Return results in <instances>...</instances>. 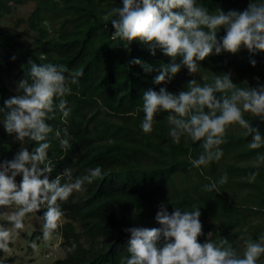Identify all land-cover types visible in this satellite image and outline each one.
<instances>
[{"label":"trees","instance_id":"trees-1","mask_svg":"<svg viewBox=\"0 0 264 264\" xmlns=\"http://www.w3.org/2000/svg\"><path fill=\"white\" fill-rule=\"evenodd\" d=\"M28 2H33V9L25 18L14 23L7 21L14 7ZM198 3L210 12H226L243 10L249 0ZM114 6H120V0H0V107L5 99L19 94L17 84L27 77L29 61L82 70L79 84L71 85L72 93L66 97L71 108L67 123L59 113L47 121L53 128L48 155L54 162L48 175L51 180L68 168L76 177L97 165L105 173L103 179L85 184V191H75L60 202L63 222L55 233L62 239L65 256L55 264H119L120 257L128 255L129 234L124 229L140 223L143 227H159L154 216L161 203L169 213L174 206L184 210L198 207L208 219L201 222L198 242L226 238L242 254L245 239L256 240L264 235V224L256 221H264V165L233 164L227 168L231 175L243 178L237 187L250 192V202L238 198L236 187L233 189L228 183L219 185L218 193L204 191V184L219 178L215 164L210 162L199 169L191 165L189 157L195 158L201 151L199 141L193 143L182 137L179 144H174L168 136L166 112L154 115L152 132H142V95L149 88L158 91L160 87L178 93L186 89L191 79L211 83L214 74L224 72H231L234 84L245 86L246 82L254 87L264 83V51L250 52L241 46L236 53L209 54L199 62V72L189 74L182 66L170 81L154 84L160 65L169 63L170 58L159 49L155 55L150 54L147 45L137 39L125 44L114 38L110 20L104 19ZM21 23L26 30L19 32ZM30 32L32 35L28 36ZM223 34L221 28L217 37ZM134 58L142 64L130 63ZM250 60H255V65ZM143 65L153 70L146 72ZM257 69L262 71L255 73ZM256 74H260L259 80ZM244 117L264 134V121L249 113ZM237 127L226 130L225 142L220 145L223 154L232 153L238 160L256 159V153L264 152V146L249 149L251 136H244L243 129L234 132ZM64 128L71 137L68 150H63L54 138V132ZM21 146L15 134L6 133L0 124V161L12 159ZM33 146L34 142L24 145L29 150ZM191 171L196 172L199 181L191 182L195 189L189 193L180 190L179 183ZM252 172L256 176L250 180ZM61 182H65L63 178ZM212 217L219 223L209 222ZM209 232L211 237L207 238ZM73 243L76 248L69 251ZM5 261L12 263L11 258ZM257 264H264V255Z\"/></svg>","mask_w":264,"mask_h":264},{"label":"clouds","instance_id":"clouds-1","mask_svg":"<svg viewBox=\"0 0 264 264\" xmlns=\"http://www.w3.org/2000/svg\"><path fill=\"white\" fill-rule=\"evenodd\" d=\"M114 29L112 35L128 44L134 39L147 45L150 54L159 49L170 58L161 64L153 77L154 84L172 79L180 68L189 74L199 72L200 61L209 54L222 51L236 53L241 46L250 52L264 51V0H249L241 11L216 9L209 11L198 0H120V6L111 7L104 15ZM224 34L217 37L220 29ZM179 57V62H176ZM255 65V60H250ZM130 63L142 64L138 58ZM27 77L17 84L19 94L4 100L0 107V124L8 134L22 145L10 160L0 161V216L9 206L15 210L6 215L13 230L24 228L26 214L40 215L42 234L46 238L58 229L63 212L61 203L76 192L85 191V184L103 179L105 173L99 165L87 168L84 174L73 177L65 168L53 179L49 173L54 162L48 155L49 133L47 123L59 113L67 123L71 108L66 97L72 93L71 85H78L82 70L70 71L63 64L29 61ZM144 71L153 69L143 65ZM65 73H68L66 76ZM231 72L214 74L211 83L187 82L185 90L173 93L160 87L158 91L147 89L142 95L143 118L139 127L150 133L155 123L154 115L167 113L168 136L174 144L181 138L199 141L201 151L195 158L189 157L193 167L199 169L210 162L219 161L223 155L220 147L225 141L226 130L238 125L244 136H251L249 149L264 146V134L253 127L244 114L264 121V83L254 87L238 86L232 82ZM219 94V95H217ZM61 132L63 135H61ZM54 138L63 150L71 148L67 128L56 130ZM29 150L25 144L33 143ZM256 164L264 162V152L256 153ZM19 175L21 179L16 181ZM255 172L249 174L254 179ZM62 178L64 183L61 182ZM227 172L215 181L204 184L206 192H219V185L227 183ZM200 209L184 210L173 207L171 213L164 203L158 206L154 220L159 227H128L127 256H121L119 264H257L264 255V235L258 239L243 241L242 254H238L226 238L218 242H198L202 233ZM19 235V231L15 232ZM13 232L0 224V251H9ZM73 243L69 251H74ZM0 264H6L0 258Z\"/></svg>","mask_w":264,"mask_h":264},{"label":"rangeland","instance_id":"rangeland-1","mask_svg":"<svg viewBox=\"0 0 264 264\" xmlns=\"http://www.w3.org/2000/svg\"><path fill=\"white\" fill-rule=\"evenodd\" d=\"M33 9V2H28L26 4L17 5L13 8L12 14L6 17L9 22H16L20 19L25 18L28 13ZM26 30V25L21 23L19 25L18 31L21 32ZM31 36L30 32L27 34ZM262 71L261 69H257L255 73ZM260 74H256L255 77L259 80ZM259 76V77H258ZM254 77V78H255ZM234 132L240 133L241 128L237 127L233 129ZM201 150V149H200ZM256 159L250 158L245 160H238L235 158V155L232 153L223 154L219 161L213 162L215 164L216 175L227 172L228 180L227 185L232 187L233 189L236 187L237 189V197L242 201L250 202L251 194L245 189H240L237 187L239 183L243 181V178L239 175H231L228 171V166L235 164L236 166H248V165H257ZM258 165H264V162L259 163ZM219 175V176H220ZM17 182L21 179L19 175L15 178ZM179 183L180 190H188L189 193L193 192L195 189V185H192L191 182L195 183L199 181V177L196 175L195 171H191L188 173L186 178H183ZM262 190H264V185H262ZM75 192V191H73ZM255 202V201H253ZM14 206H9L3 216H0V224H4L6 227L13 232V239L9 242V251L1 252L0 258L7 260L8 258L12 259L11 264H55V261L58 259H62L65 256L64 247L61 245L62 239L55 233V231L51 232L48 237H44L42 234V218L36 214H26L24 219V228L22 230H13L11 228V223L6 219V215L14 211ZM201 213V212H200ZM200 222L203 220H208L202 213L199 217ZM258 223H263V220H256ZM63 222V218L61 217L60 225ZM209 222L219 223L217 219L214 217L210 218ZM137 227H143V224L140 223ZM147 227V226H146ZM19 231V235H15V232ZM33 234H36L33 236ZM207 238L211 237L210 232L205 235Z\"/></svg>","mask_w":264,"mask_h":264}]
</instances>
